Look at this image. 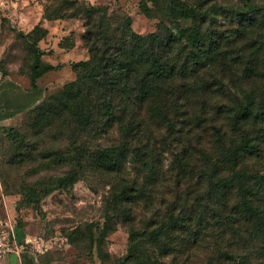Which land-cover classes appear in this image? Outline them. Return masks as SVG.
<instances>
[{
	"label": "trees",
	"instance_id": "1",
	"mask_svg": "<svg viewBox=\"0 0 264 264\" xmlns=\"http://www.w3.org/2000/svg\"><path fill=\"white\" fill-rule=\"evenodd\" d=\"M164 1L177 18L192 20L195 25L166 29L165 35L164 29L141 35L132 28L131 17H123L115 28L109 8L85 7V42L90 58L72 65L77 80L63 94L41 105L32 117L33 127L44 130L51 127L52 114L61 107L59 111L66 113L59 118L58 135L64 137L69 126L72 134L71 148L61 156L68 170L45 192L73 186L88 171L104 173L110 180L108 221L116 217L130 231L131 255L125 264L138 260L140 247L152 239L164 244L165 256L171 254V245L166 243L170 239L173 243L180 241L172 252H179L184 241L192 250L214 243L216 263L233 264L241 259L238 264H248L240 253L239 241L244 224L257 225L264 233V172L251 176L237 168L240 158L251 160L264 155V90L258 93L257 86L258 82L264 86V34L253 45L244 40V34L255 27L264 29V0H258L250 11L239 13L241 29L234 38L226 36L230 33L224 27L220 31H216L219 27L211 28L214 33L204 29L206 15L201 13V4ZM144 12L148 13L146 6ZM63 17H49L45 10L43 19L61 21ZM42 54L37 51L32 66L33 89L38 88L42 76L58 67L45 65ZM82 91L87 101L81 98ZM218 91H230L231 97L210 96ZM78 109L87 111V117L73 129L68 118ZM152 123L164 130L158 150L159 145H166L175 151V166L182 170L202 138L218 142L205 173L209 189L202 202L175 198L176 188L158 165L159 154L155 157L154 151L144 150L156 140L149 133L154 130ZM90 128L100 131V137L114 132L118 139L106 147L91 148L80 142ZM8 131L13 140L21 142V152L33 146L20 130ZM225 156L229 157L224 160ZM133 157L135 161H131ZM230 162L234 163L233 173L227 174L222 167ZM131 165L134 174L125 176ZM29 196H38V191L30 189ZM234 196L237 198L233 202ZM159 198L164 200L161 209L156 203ZM136 211L150 222L144 229L135 227Z\"/></svg>",
	"mask_w": 264,
	"mask_h": 264
},
{
	"label": "rangeland",
	"instance_id": "2",
	"mask_svg": "<svg viewBox=\"0 0 264 264\" xmlns=\"http://www.w3.org/2000/svg\"><path fill=\"white\" fill-rule=\"evenodd\" d=\"M182 1L201 4V13L206 15L203 25L205 30L219 27L216 31H220V27H224L223 30L230 33L226 36L231 38L237 36L241 29L239 13L250 11L258 4V0ZM90 5L109 8L108 15L114 18L115 28L122 23L123 17H131L132 28L141 35L155 33L159 29H164L165 35L166 29H188L195 25L192 20L177 18L164 0H159L158 3L155 0H0V84L1 77L10 76L19 79L21 85L29 88L28 81L32 76V66L38 50L43 53L41 59L45 65L58 64L54 71L42 76L40 80L39 85L43 92L46 88L42 101L20 111L13 110L0 119V228L14 232L18 242L27 237L43 238L48 245H53L44 253L38 251L35 245H29L21 254L22 264H125L131 255L128 225L121 223L116 217L114 221H108L110 180L104 173L92 174L88 171L73 186L45 192L52 181L68 170L61 156L71 148L70 126L64 137L58 135L61 123L59 118L66 112L62 113L59 111L61 107L57 106L51 117V127L44 130L33 127L35 124L32 117L35 111L53 96L63 94L70 83L77 80L72 65L90 58L85 42V23L88 20L85 7ZM145 6L148 13L144 12ZM45 10L52 18L66 16L63 17L64 22L45 20L43 26L40 17L45 16ZM39 25L50 30L51 34H46ZM262 34L264 29L261 26L255 27L246 31L244 40L253 45L261 40ZM61 63L64 64L60 65ZM257 86L258 93H261L264 90L263 84L259 85L258 82ZM82 92L81 98L87 101L86 92ZM210 96L224 99L225 96L231 97V92L218 91ZM74 115L67 118L72 122V128L76 129L87 117V111L78 109ZM157 126L152 123L154 130L149 131L155 135L154 145L148 144L144 150L146 153L154 151L155 157L159 154L158 165L167 172L169 183L176 188L175 198L180 201L190 202L195 199L196 203L202 202L209 189L205 182V173L213 161L218 142L207 137L202 138L193 149L191 161L184 168L185 172L178 165L175 166V151L166 145H159L161 149L158 150V140L162 135L160 133L164 130H158ZM11 128L20 130L30 139L33 144L30 150L20 151L21 142L9 136L8 130ZM98 132L100 131L90 128L82 135L80 142L96 149L113 144L116 137L118 139L114 132L101 137ZM227 145H230V140ZM58 152L60 155H57ZM135 159L133 157L131 161ZM233 165L231 162L228 165L225 163L222 170L227 174L233 173ZM237 169H243L251 176L258 172L263 173L264 155L251 160L240 158ZM133 174L134 168L131 165L124 175ZM30 189L38 191V196H29ZM236 198H232V201ZM159 199L156 203L161 209V201L164 200ZM134 216L136 229H144L150 224L145 222L147 218L144 214L136 211ZM154 224L151 225L152 228L159 225L160 221ZM243 228L245 231L239 241L240 253L245 255L248 264H264L263 231L257 225L251 224H244ZM159 243L152 239L142 244L140 258L133 264H218L214 260L217 255L214 243L192 250L191 245L184 241L179 245L183 246L179 252H172L177 243L170 239L166 241L171 245V254L168 256H165L164 244ZM7 254L16 255L13 252ZM4 257H0V260ZM240 261L241 259L233 264Z\"/></svg>",
	"mask_w": 264,
	"mask_h": 264
},
{
	"label": "crops",
	"instance_id": "3",
	"mask_svg": "<svg viewBox=\"0 0 264 264\" xmlns=\"http://www.w3.org/2000/svg\"><path fill=\"white\" fill-rule=\"evenodd\" d=\"M40 21H42V25L44 26L43 21H45V19H43L42 15L40 17ZM49 22H52V21H49ZM60 22H64V20H61ZM45 26L47 25L45 24ZM48 32L49 34H51L50 30ZM63 64L64 63H61L60 65H63ZM50 65H54V64H50ZM54 66H58V64ZM42 78L43 77H41L37 81L38 88L32 90L31 81H28L29 88H26L25 85H21V82L19 79H16L10 76L9 77L6 76L5 78L1 77L2 82L0 84V119H3L4 117H6L7 114L13 110L20 111L26 107L35 106L40 101H42L44 97V92L46 90L45 88L43 92V90L41 89L39 85L40 80H42ZM22 263H23L22 257L13 255V254L7 255L3 259L0 260V264H22Z\"/></svg>",
	"mask_w": 264,
	"mask_h": 264
},
{
	"label": "built area",
	"instance_id": "4",
	"mask_svg": "<svg viewBox=\"0 0 264 264\" xmlns=\"http://www.w3.org/2000/svg\"><path fill=\"white\" fill-rule=\"evenodd\" d=\"M10 230L13 231V229ZM29 245H35L34 247H38L37 250L42 253L53 247L52 243L48 245L43 238L34 239L27 237L24 241L18 242L14 232L11 233V231L4 227L0 228V257H4L5 255H8L7 253L11 252L22 257L21 254Z\"/></svg>",
	"mask_w": 264,
	"mask_h": 264
}]
</instances>
